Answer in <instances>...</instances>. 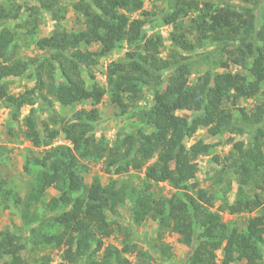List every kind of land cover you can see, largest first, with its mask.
I'll use <instances>...</instances> for the list:
<instances>
[{"label": "trees", "instance_id": "obj_1", "mask_svg": "<svg viewBox=\"0 0 264 264\" xmlns=\"http://www.w3.org/2000/svg\"><path fill=\"white\" fill-rule=\"evenodd\" d=\"M33 1L37 2L29 8L33 16L40 10L55 14L60 11L57 0ZM141 4L142 0L72 2V9L84 20L83 29L67 32L60 28L49 37L32 38L38 51L51 54L23 59L15 57L18 43L15 32L8 26L18 20L21 8L10 1L0 2V104L17 112L24 105L32 106L35 100L47 106L52 100L63 107L85 101L91 105L89 110L72 112L69 118L53 112L41 121V126L32 110L24 118V137L33 147L46 149L42 155L25 158L23 169L29 182L24 197H19L0 179V205L9 204L19 210L25 229L22 236L27 239L21 243L19 237L8 232L0 234V259L17 258L30 243L33 248L39 245L62 248L59 264H133L127 256L133 254L137 258L135 264H151L155 259L170 261L171 247L163 241V232L151 243L144 239L139 244L127 233V241L121 248L103 246L102 238L114 233L108 218L116 217L120 205L130 198L134 225L152 220L160 230L168 229L185 238L184 243L190 247L185 264H261L264 100L248 110L235 104L238 99L258 94L264 97V14L251 8L238 11L229 5L214 7L207 1L199 3L200 7L194 1L167 0L168 8L159 19L173 30L171 48L162 58L160 37L143 39L145 19L131 18L121 11H132ZM191 11L198 13L193 20L194 28L191 26L195 34L188 38L190 32H183L181 20ZM94 44L99 46L98 50H89ZM205 44L214 48L191 56ZM121 45L132 49L125 53V60L107 66V88H104L90 70L98 58ZM194 59L215 62L222 69L233 65L246 73L208 70L189 82L188 65ZM30 68L34 87L27 93L32 98L10 94L6 79L22 77ZM84 69L91 80L89 88L82 77ZM144 88L150 89L152 96L150 104L141 107ZM106 94L120 114L132 112L142 123L141 128L111 147L93 134L99 120L97 106ZM178 112L190 115L180 116ZM50 125L60 131H51ZM199 129H206L212 137L225 132L246 136L245 141L234 142L221 160L213 157L220 167L214 183L222 185L225 176L231 174L236 187L235 199L224 204L221 211L231 215L259 213L248 219L243 231L222 223L219 212L211 210L213 196L197 188L194 182L198 172L196 158L210 155L213 148L202 140L186 146L185 141ZM59 132L67 144L51 146ZM91 156L103 160L107 173L143 171L141 186L129 187L117 180L102 184L97 177L85 185L78 171L79 159ZM159 182L176 193L170 199L154 198L150 188L152 183ZM50 188L59 195L41 204L43 213L39 214L35 208ZM46 222L53 233L36 228ZM144 246L153 255L151 259L142 249Z\"/></svg>", "mask_w": 264, "mask_h": 264}, {"label": "rangeland", "instance_id": "obj_2", "mask_svg": "<svg viewBox=\"0 0 264 264\" xmlns=\"http://www.w3.org/2000/svg\"><path fill=\"white\" fill-rule=\"evenodd\" d=\"M10 1L15 6H20L18 20L12 21L8 26L15 32L16 42L18 43L15 57L23 59L29 57H48L51 52H40L36 49L32 42L33 39L49 37L57 29H63L67 32H78L84 27V20L81 14L72 9V2L77 0H57V5L60 7L58 14L53 12L45 13L40 10L37 16L31 15V6L37 5L36 1L33 0H0L1 3ZM183 1H194L201 3L207 1L214 7H220L229 5L238 11H246L247 9H257L264 14V0H183ZM173 4V1L171 2ZM201 7V5L199 4ZM167 0H142V4L139 8L132 11H121L128 14L131 18H144L145 25L143 27L142 36L146 40L148 38L160 37L162 45L159 48L160 57L165 58L171 48L170 33L172 32V26H164L159 19L167 10ZM55 12V11H54ZM197 11L189 12L186 17L181 20V29L188 38L195 34L193 20L196 18ZM147 14V15H145ZM57 16L54 17V16ZM33 17L35 21L33 20ZM56 18V19H55ZM37 26L34 29V24ZM143 42V41H142ZM141 42V43H142ZM99 46L94 44L89 47V50L96 51ZM214 46L205 44L202 49L195 50L192 55L200 54L212 50ZM132 48L127 45H121V47L115 48L109 54L102 58H98L95 67L90 70L94 76L95 81L98 82L104 88L106 85V71L107 66L112 62H120L126 59L125 53ZM191 75L189 82H194L199 74L205 71L211 70L214 73L231 72V73H242L246 72L236 66L230 65L227 69L219 68L215 62L208 63L206 61L194 59L188 65ZM166 74V73H164ZM58 76V74H57ZM82 77L89 88L91 80L87 76V71H82ZM58 78V77H57ZM9 82V93L15 96L25 94L26 97H31L27 91H30L34 87V77L32 69L30 68L22 77H10L6 79ZM36 92L33 96H36ZM145 100L140 103L141 107L148 106L151 100V90L144 88ZM32 98V97H31ZM50 98V97H49ZM34 99V98H33ZM35 100V99H34ZM264 100L261 94L256 97L247 99H238L235 106L244 108L246 110L258 104ZM91 108L90 102H80L71 106H61L57 102L52 100V104L47 106L46 104H39L35 100L32 106L24 105L20 108L19 112L15 109L7 108L0 104V179L5 182L6 186L14 190L19 197H24L28 189L29 178L24 172L23 166L27 155L39 156L44 153L46 149L43 146L33 147L31 143L24 137V118L29 114L30 110L34 111V119L41 126V121L47 120V117L55 112L60 114L62 117L69 118L72 112L80 109L89 110ZM97 109L99 111V120L94 125L93 134L97 140H103L111 147L115 141L122 139L124 136L133 133L136 129L142 127L141 120L137 119L132 112L120 114V109L110 102L109 94H106L101 102L98 104ZM180 116H189V112H178ZM51 131H60L57 126H49ZM42 134L43 132L41 130ZM122 136V137H121ZM202 140L205 143H209L213 146L210 155L199 156L196 158L198 166V172L194 182L198 185L197 188L204 189L207 195L213 196L212 211H218L221 216V222L234 227L239 231H243L246 227V223L249 218L258 215V212L252 213H238L228 214L226 210L221 211V207L224 204H231L235 199L236 187L233 182L231 174L225 176L222 185H216L215 177L220 167L213 157H218L221 160L231 149L234 142L245 141V135H237L230 132H225L217 136H209L206 129H199L192 138L185 141L186 146H190L194 142ZM67 144L61 132L51 141V146ZM78 171L83 179L85 185H89L92 179L97 177L102 184H106L111 180H117L119 183H125L129 187L138 188L141 186V179L143 177V171L133 172L130 171L127 174L115 175L112 172L107 173L104 169L103 160L89 157L86 159H79ZM139 186V187H140ZM150 192L154 198H171L176 192L170 186L164 182L152 183ZM59 193L50 188L47 190L42 202L36 206V210L39 214L43 213L42 205L46 203L51 197H58ZM34 209V208H32ZM131 199L127 198L122 205L118 208L116 217L108 218L114 227V233L108 238H102L103 246H116L121 248L123 242L127 240V233L140 244L141 240H147L149 243L153 242L158 236L159 232H163L161 237L163 241L171 247V259L167 262L158 260H151V264H185L187 257L190 253V247L184 243L185 238L172 233L168 229L160 230L157 223L152 220H147L143 224L136 226L132 223L130 218L131 213ZM49 215V214H47ZM82 221V220H81ZM21 215L19 210L13 208L11 205L3 206L0 205V234L8 232L16 237H19L21 243H25L27 239H24L22 234L24 227L22 225ZM48 222L43 224L40 232H52L51 228H48ZM126 235V237H125ZM148 252V257L151 259L153 256L149 250L144 246L142 248ZM263 258L261 264H264V247ZM62 248H54L51 246L39 245L36 248L30 243H27L25 249L19 253L17 258L11 259L9 256L2 257L0 264H59L61 262ZM130 261L135 264L137 261L136 255H127ZM220 257V252H217V259ZM218 262V261H217Z\"/></svg>", "mask_w": 264, "mask_h": 264}]
</instances>
